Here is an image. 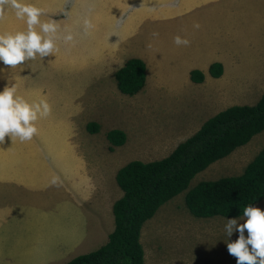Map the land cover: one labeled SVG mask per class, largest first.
I'll return each instance as SVG.
<instances>
[{"label":"rangeland","instance_id":"1","mask_svg":"<svg viewBox=\"0 0 264 264\" xmlns=\"http://www.w3.org/2000/svg\"><path fill=\"white\" fill-rule=\"evenodd\" d=\"M25 2L42 8L45 15L41 19H54L61 34L70 32L74 40L58 41L59 51L44 60L37 57L15 68L0 63V91L15 84L17 94L27 102L43 99L51 108L49 116L35 122L38 133L32 140L21 142L6 136L0 144V264H62L96 248L102 242H94L97 230L106 227L105 237L114 229L111 207L123 195L116 180L118 170L132 160L152 161L170 154L193 130L187 129L185 121L190 127L202 121L200 128L216 113L219 95L214 88L189 84L179 96L165 97L169 87H158L155 79L183 81V73L175 61L179 55L156 46L144 53L151 75L146 88L150 92L162 89L155 102L158 108H149L154 94L132 96L118 88L117 69L136 54L137 46L147 44L144 36L156 28L150 20L154 9L165 0ZM168 2L174 11H186L175 5L179 0ZM256 18L264 24V0H217L206 21L215 30L224 25L235 26L239 32L242 25L259 24ZM85 19L94 25L87 33ZM25 30L26 24L10 9L0 20V34ZM227 72L223 82L229 95L224 100L230 99V105L256 104L264 92V81H258L264 74V55L245 53ZM188 81L193 83L189 77ZM91 121L100 124L98 134L87 130ZM111 129L126 132L124 145L110 149L106 134ZM263 146L264 131L198 173L190 188L203 180L241 174ZM89 181L93 198L86 202L74 191L79 193ZM185 196L186 191L166 202L144 224L141 242L146 264H236L227 243L239 233L232 226L229 235L228 225L233 219L242 224L246 218L197 217L187 207ZM254 207L264 210V200ZM81 229L87 232L86 244L77 242L69 251L64 249L73 247L70 243Z\"/></svg>","mask_w":264,"mask_h":264},{"label":"trees","instance_id":"2","mask_svg":"<svg viewBox=\"0 0 264 264\" xmlns=\"http://www.w3.org/2000/svg\"><path fill=\"white\" fill-rule=\"evenodd\" d=\"M223 72L220 62L210 67L214 77H220ZM115 77L121 92L133 96L146 85L147 64L141 58H129ZM191 78L201 83L205 76L201 70L194 69ZM87 130L98 134L101 126L91 121ZM263 131L264 93L256 104H235L210 117L167 156L128 162L116 175L123 195L113 204L115 224L108 241L62 264H146L141 242L144 224L161 206L185 191V203L197 217L244 216L245 206L254 207L264 200V146L241 174L203 180L192 188L190 184L198 173ZM106 137L110 149L124 145L127 140L122 129H111Z\"/></svg>","mask_w":264,"mask_h":264},{"label":"crops","instance_id":"3","mask_svg":"<svg viewBox=\"0 0 264 264\" xmlns=\"http://www.w3.org/2000/svg\"><path fill=\"white\" fill-rule=\"evenodd\" d=\"M216 2L217 0H179V2L175 5L182 6V8L185 7L186 11L176 12L174 11L175 10L174 7H169L168 0H165L164 5L156 7L154 9V14L150 20L154 22L156 28L153 31H149L147 35L144 36V38H146L144 40L147 41V44L139 45V46L145 45V48L139 50L138 49L139 46H137L136 54H133L132 56L126 58L124 62L120 64V67H119L121 68L129 58H133V57L141 58L147 64L146 85L143 88V90H141L139 93L145 92L146 95L154 94L155 96L154 99L150 97L149 101L147 100L148 104L150 105L149 108H152V109L158 108L155 102L157 99H160V96H161L160 92L162 89H158L157 91L154 90L153 92H150L146 88L151 78V75L149 73L150 63L148 62L146 58L147 53H144V51L147 48H153L156 46L160 49H163L164 52L174 53L176 55H179V58L175 59V61L179 63V69L183 73L181 76L183 81L171 80V78L167 81L163 79H159V80L155 79L156 83L158 84V87L160 86L169 87L168 90H165V92L168 93L165 97H168V96L172 97V95L175 96L178 93H182L183 92L182 87L184 85H189V84H191L192 86L201 84L206 89L214 88L217 92V95H219V98L216 101L218 106L224 107L223 105L225 104L227 106V107L225 106L224 108H219V107L216 108L214 110V112H216L215 114L228 108L229 107L228 105H230L228 104L230 102V99L224 100L226 96L229 95L228 90L224 86L226 81L223 82V79H226L228 69H231L233 65L237 64L240 61V59L244 57L245 53L251 56L257 55L258 53L264 55V52L262 50L264 48V24L260 22V19L256 18V20L258 21L256 23H259V24L257 25L254 24L250 28H248L247 26L244 27L242 25L241 31L239 32L236 31L235 26L227 27L224 25H222L220 28L215 30L211 27V24L207 22L206 20L208 17H210L212 7ZM170 5L171 6L173 5L172 2L170 3ZM224 5L226 9H228L229 3L224 4ZM162 6L166 7L167 9L166 8L160 9V7ZM239 18L240 17L237 16L236 20H238ZM197 24H199L200 26L198 29L194 27ZM141 26L143 25L141 24ZM153 33H158V36L154 37ZM131 36H132L131 38V41H132L134 39V36L133 35ZM177 36L188 39L191 42L190 45L187 47L177 46L174 42L175 37ZM169 61L173 63V58H169ZM215 62H220L223 64L224 72L220 77H214L210 73V67ZM194 69H199L204 73L205 79L203 82L197 83L192 80L191 71ZM208 74L210 76H208ZM188 77L191 79V82L193 83H190V81H188ZM258 81H264V74L259 76ZM255 92L256 90H254L253 92L254 95H256ZM139 93L135 95H138ZM263 93L264 92H262V94ZM259 95H260V92L258 93L256 97H259ZM176 96H179V95H176ZM141 97H145V96L142 95ZM144 99H147V98L145 97ZM169 109H173V108L170 107ZM188 119H189V116H188ZM187 121L188 120L185 121V124L188 127L187 129L190 130L192 128L193 130L191 134H188L186 136V139L192 136L195 132H197L201 128V126L205 123L204 122L199 128V125L200 123H202V121L199 124L192 126V127L189 126ZM166 140L168 139L165 138L160 141H162L163 143V141H166ZM176 146L174 147V149L176 148ZM83 188L84 189H81L79 193H77L76 191L74 192L76 193V195H79L81 197V200L83 201L85 200L86 202L90 200L91 202L93 198V196L90 197L93 194L92 182L89 181V186L83 187ZM75 193H74V196H76ZM113 204H112L111 209L113 208ZM105 228L106 227H104L102 230L99 229L96 231V234L94 236L95 237L94 242L102 241L99 245L95 246L96 248L105 244L108 241L109 234L113 231V230L109 231L107 236H105L106 237L105 238L104 237ZM81 232H79L77 236L74 238V240H72V242L70 243V245L73 244V247L67 245L66 247H63V248L69 251L71 248H74L77 246V242L81 244H86L84 239L87 237V232L83 234L82 229H81ZM89 245H86V246H89ZM96 248L91 247L87 250H84L80 254L90 252ZM62 252L63 251L60 250V255ZM80 254H77V255H80ZM74 257L75 256H73L72 258ZM72 258L67 259L66 262L71 260Z\"/></svg>","mask_w":264,"mask_h":264},{"label":"clouds","instance_id":"4","mask_svg":"<svg viewBox=\"0 0 264 264\" xmlns=\"http://www.w3.org/2000/svg\"><path fill=\"white\" fill-rule=\"evenodd\" d=\"M12 10L17 20L26 24L25 31L15 34H0V63L15 68L25 62L44 60L59 51L58 41L65 43L74 40L68 32L61 34V27L54 19L42 20L45 15L42 8L25 0H0V20L8 10ZM94 27L88 19L84 20L87 33ZM199 28V24L194 26ZM158 36V33H153ZM177 46H189L190 41L175 37ZM3 69H0L2 72ZM51 108L46 100L29 103L17 94L16 85L7 86L0 91V144L5 137L18 138L21 142L30 141L38 133L35 122L50 115ZM242 224L235 219L229 222V235L232 226H236L238 238L227 243L228 252L236 257V264H264V210L251 205L245 206ZM247 232V235H245Z\"/></svg>","mask_w":264,"mask_h":264}]
</instances>
